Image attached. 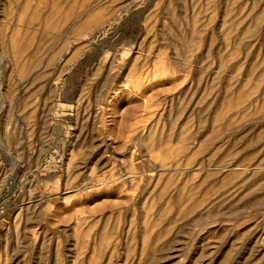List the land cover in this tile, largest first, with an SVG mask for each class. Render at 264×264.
<instances>
[{
  "label": "rangeland",
  "instance_id": "rangeland-1",
  "mask_svg": "<svg viewBox=\"0 0 264 264\" xmlns=\"http://www.w3.org/2000/svg\"><path fill=\"white\" fill-rule=\"evenodd\" d=\"M0 264H264V0H0Z\"/></svg>",
  "mask_w": 264,
  "mask_h": 264
}]
</instances>
